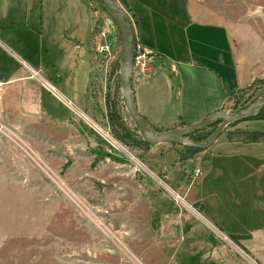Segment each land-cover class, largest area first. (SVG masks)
Listing matches in <instances>:
<instances>
[{
    "label": "rangeland",
    "instance_id": "rangeland-1",
    "mask_svg": "<svg viewBox=\"0 0 264 264\" xmlns=\"http://www.w3.org/2000/svg\"><path fill=\"white\" fill-rule=\"evenodd\" d=\"M114 1L124 10L123 0ZM92 2L101 27L89 47L91 108L80 115L82 134L68 131V145L62 128L27 133L0 122V264H264V107L205 150L166 143L151 154L123 101L121 36L102 2ZM174 5L225 25L237 61L261 70L221 110L233 115L261 98L264 0ZM133 35L132 52L140 46L148 59L132 78H143L153 55ZM163 36L173 54V35ZM44 103L61 119L73 117L47 93ZM219 121L187 138L208 141Z\"/></svg>",
    "mask_w": 264,
    "mask_h": 264
},
{
    "label": "crops",
    "instance_id": "crops-1",
    "mask_svg": "<svg viewBox=\"0 0 264 264\" xmlns=\"http://www.w3.org/2000/svg\"><path fill=\"white\" fill-rule=\"evenodd\" d=\"M92 1L0 0V122L27 133L62 128L66 144L68 131L82 134L80 121L87 123L80 115L88 117L83 109L91 108L86 97L89 47L101 27ZM174 1L123 0L138 41L153 55L148 73L132 78L131 95L137 112L155 131L202 121L262 74L255 63L237 61L225 25L199 19L189 7L180 12ZM165 34L176 37L175 43L173 36L168 39L173 54L166 52ZM44 93L73 117L61 119L59 112H50ZM69 102L75 110L68 108ZM164 144L153 146L151 154Z\"/></svg>",
    "mask_w": 264,
    "mask_h": 264
},
{
    "label": "water",
    "instance_id": "water-1",
    "mask_svg": "<svg viewBox=\"0 0 264 264\" xmlns=\"http://www.w3.org/2000/svg\"><path fill=\"white\" fill-rule=\"evenodd\" d=\"M107 9L108 13L115 22L119 34L122 39V62H121V83L123 101L131 120L137 127V130L145 143L155 146L162 143H177L190 146L199 150H205L210 147L220 134L231 124L243 121L256 116L264 107V94L261 98L255 101L251 106L243 111H239L233 115H229L222 110L215 111L209 114L202 121L185 125L179 129H173L163 133H155L152 128L137 112L131 95V79L133 66V28L125 11L114 0H100ZM220 120L214 135L206 142L195 143L186 136L195 131H200L209 128L215 122Z\"/></svg>",
    "mask_w": 264,
    "mask_h": 264
},
{
    "label": "built area",
    "instance_id": "built-area-1",
    "mask_svg": "<svg viewBox=\"0 0 264 264\" xmlns=\"http://www.w3.org/2000/svg\"><path fill=\"white\" fill-rule=\"evenodd\" d=\"M140 46L135 48V53H133V68L139 69L141 72L145 71L146 68V62L148 59V56L143 53V49Z\"/></svg>",
    "mask_w": 264,
    "mask_h": 264
},
{
    "label": "trees",
    "instance_id": "trees-1",
    "mask_svg": "<svg viewBox=\"0 0 264 264\" xmlns=\"http://www.w3.org/2000/svg\"><path fill=\"white\" fill-rule=\"evenodd\" d=\"M196 132H198V131H195V132H191V133H189L188 135H187V137L188 136H190V134H194V133H196ZM244 133H246V132H244ZM193 141H197V142H199L198 141V138L197 139H195V140H193ZM203 141V140H202ZM146 145H148L147 143H145ZM185 147H187V148H189V149H192V150H197L196 148H192V147H190V146H185ZM231 238L232 239H239L240 237H237V236H231Z\"/></svg>",
    "mask_w": 264,
    "mask_h": 264
},
{
    "label": "bare ground",
    "instance_id": "bare-ground-1",
    "mask_svg": "<svg viewBox=\"0 0 264 264\" xmlns=\"http://www.w3.org/2000/svg\"><path fill=\"white\" fill-rule=\"evenodd\" d=\"M219 121V120H218ZM220 122V121H219ZM216 123V122H215ZM187 137V136H186ZM181 145H183V144H181ZM193 148V147H192Z\"/></svg>",
    "mask_w": 264,
    "mask_h": 264
}]
</instances>
